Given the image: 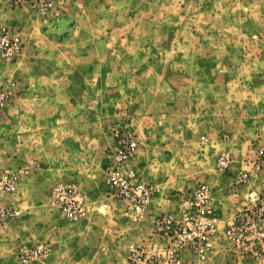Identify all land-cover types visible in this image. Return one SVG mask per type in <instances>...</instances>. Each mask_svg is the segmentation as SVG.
Here are the masks:
<instances>
[{"label":"rangeland","instance_id":"rangeland-1","mask_svg":"<svg viewBox=\"0 0 264 264\" xmlns=\"http://www.w3.org/2000/svg\"><path fill=\"white\" fill-rule=\"evenodd\" d=\"M41 7L0 4L24 35L12 61L0 59V173H23L9 202L21 214L0 225V264H127L130 245L148 236L166 198L216 184L224 213L258 191L264 168V0H49ZM136 146L123 165L117 148ZM231 174L251 170L249 188L217 181V160ZM31 159L34 167H31ZM133 174L157 191L150 214L108 193L111 173ZM72 185L89 218L71 223L53 201ZM204 264H264L229 250L218 237Z\"/></svg>","mask_w":264,"mask_h":264},{"label":"built area","instance_id":"built-area-1","mask_svg":"<svg viewBox=\"0 0 264 264\" xmlns=\"http://www.w3.org/2000/svg\"><path fill=\"white\" fill-rule=\"evenodd\" d=\"M0 4L11 9L37 7L45 12L49 0H0ZM24 35L11 25H3L0 31V59L14 60L22 51ZM136 142L117 148L114 162L123 165L130 157ZM264 154V149L261 150ZM31 167L34 160L31 159ZM232 156L222 154L217 160L216 180L230 177L235 188H249L251 170L231 174ZM252 168H264V158L256 156ZM28 171L0 173V225L21 214L19 205L9 202L20 187L23 173ZM108 193L114 199L124 201L138 212L150 214L156 207V188L133 174L114 172L109 175ZM222 190L216 184L202 182L187 192H175L166 196L172 204L167 210L156 214L150 225V232L139 242L130 245L127 264H204L214 252L213 239L229 250L241 251L257 258L264 257V181L258 191L247 192L241 203H233L228 213L216 205L224 201ZM53 201L63 218L71 223H81L89 218L88 201L72 185L59 184L54 188ZM50 254L45 244L30 247L22 255L24 263H41Z\"/></svg>","mask_w":264,"mask_h":264}]
</instances>
